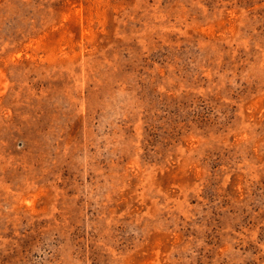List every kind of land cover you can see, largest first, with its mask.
<instances>
[{
	"label": "rangeland",
	"instance_id": "1",
	"mask_svg": "<svg viewBox=\"0 0 264 264\" xmlns=\"http://www.w3.org/2000/svg\"><path fill=\"white\" fill-rule=\"evenodd\" d=\"M0 264H264V0H0Z\"/></svg>",
	"mask_w": 264,
	"mask_h": 264
}]
</instances>
